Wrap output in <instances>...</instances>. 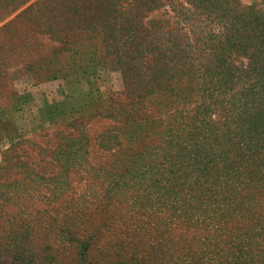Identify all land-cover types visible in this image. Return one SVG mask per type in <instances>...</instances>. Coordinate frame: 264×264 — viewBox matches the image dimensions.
I'll return each mask as SVG.
<instances>
[{"label": "rangeland", "instance_id": "1", "mask_svg": "<svg viewBox=\"0 0 264 264\" xmlns=\"http://www.w3.org/2000/svg\"><path fill=\"white\" fill-rule=\"evenodd\" d=\"M0 264H264V0H0Z\"/></svg>", "mask_w": 264, "mask_h": 264}, {"label": "trees", "instance_id": "2", "mask_svg": "<svg viewBox=\"0 0 264 264\" xmlns=\"http://www.w3.org/2000/svg\"><path fill=\"white\" fill-rule=\"evenodd\" d=\"M91 251H92V247L89 246V247L87 248V254H89Z\"/></svg>", "mask_w": 264, "mask_h": 264}]
</instances>
